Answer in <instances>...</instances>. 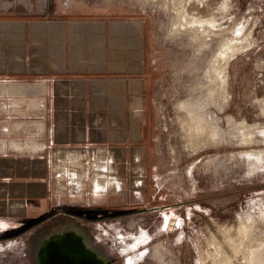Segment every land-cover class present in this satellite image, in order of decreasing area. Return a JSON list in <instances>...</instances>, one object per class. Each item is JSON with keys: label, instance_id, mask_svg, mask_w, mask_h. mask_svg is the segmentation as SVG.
Instances as JSON below:
<instances>
[{"label": "rangeland", "instance_id": "obj_1", "mask_svg": "<svg viewBox=\"0 0 264 264\" xmlns=\"http://www.w3.org/2000/svg\"><path fill=\"white\" fill-rule=\"evenodd\" d=\"M69 2L77 15L145 23L161 190L156 202L128 215L104 209L103 221L83 228L118 264H264V0ZM182 101L205 106L216 141L187 145ZM60 218L0 237V264H38Z\"/></svg>", "mask_w": 264, "mask_h": 264}, {"label": "crops", "instance_id": "obj_2", "mask_svg": "<svg viewBox=\"0 0 264 264\" xmlns=\"http://www.w3.org/2000/svg\"><path fill=\"white\" fill-rule=\"evenodd\" d=\"M70 5L0 0V234L62 210L128 215L159 188L145 23Z\"/></svg>", "mask_w": 264, "mask_h": 264}, {"label": "flooded vegetation", "instance_id": "obj_3", "mask_svg": "<svg viewBox=\"0 0 264 264\" xmlns=\"http://www.w3.org/2000/svg\"><path fill=\"white\" fill-rule=\"evenodd\" d=\"M155 191H157L155 192L156 196L152 202L159 200L161 190L157 189ZM152 202H150V204ZM156 208L157 206L150 207L146 210H148V214H151L150 212H154ZM91 211L94 212V216L90 219L79 212L71 214V212L63 210L51 213L41 219L40 222L42 221L45 224L53 219L58 220V217H61L60 220L62 219V221L58 223L59 230L55 234H51L48 238L44 239V242L40 245L37 252L38 264H118L115 259H111L98 247L94 235L91 234L92 231L90 232L88 228H83L84 226L90 228L96 225L98 221H103V218L99 219L96 217L103 215V209H93ZM71 221L80 222L82 226L80 224L73 225ZM75 225L77 226L74 227ZM32 227V224H21L17 226L15 230L3 233V236L0 237L9 236L8 238H10V235H14L15 237L19 235L25 236L29 234Z\"/></svg>", "mask_w": 264, "mask_h": 264}, {"label": "bare ground", "instance_id": "obj_4", "mask_svg": "<svg viewBox=\"0 0 264 264\" xmlns=\"http://www.w3.org/2000/svg\"><path fill=\"white\" fill-rule=\"evenodd\" d=\"M197 15H198V13H197ZM202 19L204 20L203 17H201V20ZM196 23H197V21H196ZM184 27H186V25ZM204 27H206V26H204ZM209 30H211V29H209ZM218 31H219V29H218ZM218 31H215V33L218 32ZM210 33H212V32H210ZM221 74H222V72L218 73L217 76L219 77ZM178 108L181 111H184L186 113V115L189 116V119L187 117H184L181 120L182 125H186L187 126V130L186 131L188 133V137H191L188 140L187 145H190L192 141H194L196 143V145H198V143H199V145L200 144L205 145L206 143H208L209 139L213 140V141L217 140V137H218L219 133L217 131V128L212 125V121H210V120H213V118L210 117L211 114H209V113H207L205 111V106L204 105H200L197 108H194L193 106H191L190 103L187 104V101H182V103H180L178 105ZM186 138H187V134H186ZM192 139H194V140H192ZM221 140H222V138H221Z\"/></svg>", "mask_w": 264, "mask_h": 264}]
</instances>
